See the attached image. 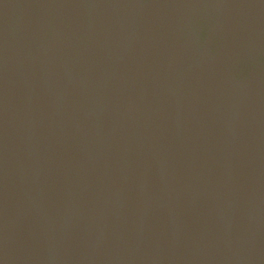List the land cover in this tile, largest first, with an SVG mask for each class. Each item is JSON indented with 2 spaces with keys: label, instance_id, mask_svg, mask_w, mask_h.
<instances>
[{
  "label": "water",
  "instance_id": "95a60500",
  "mask_svg": "<svg viewBox=\"0 0 264 264\" xmlns=\"http://www.w3.org/2000/svg\"><path fill=\"white\" fill-rule=\"evenodd\" d=\"M0 264H264V0H0Z\"/></svg>",
  "mask_w": 264,
  "mask_h": 264
}]
</instances>
